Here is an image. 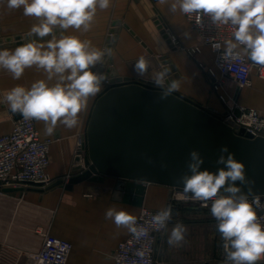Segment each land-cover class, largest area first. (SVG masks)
Returning <instances> with one entry per match:
<instances>
[{
	"label": "crops",
	"instance_id": "obj_1",
	"mask_svg": "<svg viewBox=\"0 0 264 264\" xmlns=\"http://www.w3.org/2000/svg\"><path fill=\"white\" fill-rule=\"evenodd\" d=\"M155 17L174 34L177 47L164 40ZM34 23L36 20L25 17L22 9L8 10L5 5H0V50H14L27 43L28 32ZM65 34L79 35L81 39L90 40L98 49L107 51L116 75L142 80L160 79L156 60L159 55L167 54L177 72L175 81L179 87L174 91L215 114L225 112V106L217 94L209 91L205 71L200 66H212L211 51L200 41L183 14L169 12L168 6L158 3V0H112L107 10L97 11L91 31L81 34L69 29ZM17 36L20 39H15ZM7 37L11 41H5ZM107 44L111 46L106 48ZM194 45L199 46L200 52L189 56L184 48ZM147 48L151 49V53ZM140 57L147 62L143 74L134 70ZM44 78L43 71L35 67L26 69L19 80L12 79L10 73L0 69V101L11 88L17 85L28 88L33 82ZM224 79L226 81L220 93H224L229 102L253 107L264 113V79L254 71L246 87H239L229 77ZM236 87H239V92L235 96ZM103 89L104 84L101 91ZM97 95L88 99L73 128L58 123L54 133L49 136L45 134L44 122L35 120L40 136L52 139L47 171L53 178L52 182L61 179L62 184L48 189L45 188L47 185L18 184L10 187L15 188L13 190H1L0 264H27L28 255L38 250L41 244L38 230H46L71 243L66 264H114V248L129 232L124 228L118 229L111 220L106 219V210L115 207L136 216L142 205L153 209L167 206L170 188L162 185L146 184L140 206L113 198L117 179L110 176L86 179L73 184L71 189L64 188L66 182L62 178L76 172L73 167L77 164V135L85 131L87 117ZM13 119L14 113L7 103L0 102V134L11 129Z\"/></svg>",
	"mask_w": 264,
	"mask_h": 264
},
{
	"label": "clouds",
	"instance_id": "obj_2",
	"mask_svg": "<svg viewBox=\"0 0 264 264\" xmlns=\"http://www.w3.org/2000/svg\"><path fill=\"white\" fill-rule=\"evenodd\" d=\"M158 3L167 5L173 14L180 12L194 17L197 24L207 16L214 25L231 26L232 39L224 43L222 58L246 57L253 64L264 66V0H158ZM111 4L112 0H0V5L8 10L22 9L25 17L36 20L28 32L27 43L14 50H0V69L10 73L14 80L32 67L45 74L44 79L28 88L22 85L11 88L0 102L7 103L10 111L21 114L24 120L44 122L45 134L49 136L58 123L69 129L76 126L78 114L105 82L102 73L93 71L105 52L90 40L65 33L69 29L81 34L91 31L97 11L107 10ZM146 67V60L140 57L134 70L143 74ZM154 84L164 89L161 98L179 87L177 81L165 87L163 78ZM220 153L216 163L223 167L213 172L202 170L204 159L199 151L192 150L188 171L180 177L183 190L191 193L193 199L205 202V206L211 202L210 213L222 240L223 264H258L264 260V215H258L264 212V194L252 191L255 181L247 178L244 163L227 146ZM244 185L249 186L247 192L243 191ZM172 213L170 205L162 207L151 216V227L155 231L167 230ZM105 218L137 240L150 234L147 227L138 224L136 216L124 209L109 207ZM186 232L183 223H175L168 233L169 246H182ZM136 255L143 258L145 253L138 250Z\"/></svg>",
	"mask_w": 264,
	"mask_h": 264
},
{
	"label": "water",
	"instance_id": "obj_3",
	"mask_svg": "<svg viewBox=\"0 0 264 264\" xmlns=\"http://www.w3.org/2000/svg\"><path fill=\"white\" fill-rule=\"evenodd\" d=\"M158 28L169 42L160 24ZM110 46L107 44L106 48ZM147 50L151 53L150 48ZM156 62L166 87L175 81L177 72L167 54L159 55ZM93 71L104 75L105 87L92 103L82 134L84 154L78 152L73 167L76 172L70 175L64 188L71 189L73 184L86 179L110 176L117 179L113 198L140 206L146 184L169 187L167 198L172 187L183 189L180 177L188 171L192 150L199 151L203 157L202 170L215 172L223 167L216 161L220 149L227 146L244 163L247 178L255 181L252 191L264 193V137H252L243 128L235 132L232 127L236 124L232 120L224 122L218 114L176 91L161 98L164 89L156 87L155 80L146 84L142 79L116 75L107 51ZM238 92L236 87L234 95ZM234 114H238L237 109ZM20 116L16 113L14 119ZM61 181L45 188L61 185ZM248 187L242 186L243 191L247 192Z\"/></svg>",
	"mask_w": 264,
	"mask_h": 264
},
{
	"label": "built area",
	"instance_id": "obj_4",
	"mask_svg": "<svg viewBox=\"0 0 264 264\" xmlns=\"http://www.w3.org/2000/svg\"><path fill=\"white\" fill-rule=\"evenodd\" d=\"M184 17L191 29L196 32L200 41L207 45L212 53V66L205 67L202 64L200 66L204 69L214 90H217L219 86L217 74L221 78L229 77L239 87H246L250 84L252 71L258 77L264 79V66L253 64L246 57L242 59L222 58L224 43L232 39L233 29L231 26L214 25L207 16L203 17L201 24H197L194 17L186 15ZM155 18L158 20V24L161 25L171 45L177 47L178 41L174 34L158 17ZM184 50L189 56L200 52L198 45L184 48ZM149 81L143 80V83L150 84ZM218 98L225 106V112L218 115L224 122L232 120L236 124V127H232L235 132L239 128H243L244 132L252 137H264V113L253 107L238 105L235 102L229 103L220 94H218ZM236 109L238 114H234ZM83 133L77 135L75 143L76 156L79 151L81 155L84 154V150L81 149ZM51 141L50 137L40 136L35 120H24L22 115L17 119H13L11 129L6 133L0 134V192L3 188L14 187L18 184L32 183L45 186L52 182L53 178L47 171ZM70 175L66 174L62 178L64 182L68 181ZM178 202L195 204L202 208H210L211 206L210 201L205 206V202L193 199L191 193H185L182 188L172 187L167 206L170 203V206H172ZM262 203H264V198H262ZM160 209H153L144 205L140 206L136 214L137 222L147 227L150 234L146 238L137 240L132 234L128 233L114 248L112 253L114 264H156V246L164 231H155L151 227L150 221L151 216ZM260 214L264 215V212L258 213V215ZM71 248L72 245L68 240L45 232L39 249L28 255L27 264H66ZM138 250L144 251L145 255L143 258L136 255ZM223 261L224 252L222 248L220 264H223ZM258 264H264V260L259 261Z\"/></svg>",
	"mask_w": 264,
	"mask_h": 264
},
{
	"label": "rangeland",
	"instance_id": "obj_5",
	"mask_svg": "<svg viewBox=\"0 0 264 264\" xmlns=\"http://www.w3.org/2000/svg\"><path fill=\"white\" fill-rule=\"evenodd\" d=\"M206 79L209 91L215 92L217 97L218 94L222 95L229 102V98L224 93H220L226 80L217 75L219 86L217 90H214L207 75ZM171 208L173 209L172 220L169 222L168 229L160 236L156 247V264H220L222 240L210 208L183 202L175 203ZM177 222L183 223L187 227V232L182 246L172 247L167 243L168 233ZM37 232L42 240L43 234L48 231L38 230Z\"/></svg>",
	"mask_w": 264,
	"mask_h": 264
}]
</instances>
